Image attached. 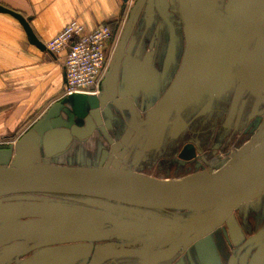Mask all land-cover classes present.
I'll return each mask as SVG.
<instances>
[{"label":"crops","instance_id":"crops-1","mask_svg":"<svg viewBox=\"0 0 264 264\" xmlns=\"http://www.w3.org/2000/svg\"><path fill=\"white\" fill-rule=\"evenodd\" d=\"M130 4L131 0H0L1 7L28 20L44 47L71 22L80 24L86 33L101 25H108L112 32L104 45L107 65L99 93L87 96L98 105L100 125H95L89 136L72 138L63 152L48 160L41 154L40 159L62 166L121 164L130 172L156 180L215 173L223 165L227 148L234 143L240 147V125L244 127L264 109V66L260 88H255L257 74L252 73L246 90L236 95L243 67L241 42L261 0H204L197 27L203 35L195 38L202 54L192 47L177 15L168 23L141 12L118 59L117 50L133 10ZM216 8L221 9L222 17L213 13ZM192 29L196 37L197 29ZM67 51L57 55L46 48L40 51L30 45L16 18L0 13V140L25 127L20 140L28 127L31 130L44 120L42 141L47 134L54 137L68 131L59 127L57 119L71 123L72 117V126L86 127L84 119L69 113L72 103L63 97ZM89 108L86 104V112ZM51 112L58 117L49 120ZM117 143L121 147L114 150ZM11 149L2 147L0 152ZM231 217L237 228L234 241L225 223L202 240L214 250L216 264H264V255L260 263L253 261L259 247H264V194L240 205ZM15 222L1 221L0 229ZM9 238L0 236V241ZM12 242L18 249L29 244L17 239L0 247L7 251ZM198 248L193 244L166 264H201ZM70 261L58 258L48 264ZM136 262L133 257H117L103 264Z\"/></svg>","mask_w":264,"mask_h":264},{"label":"water","instance_id":"water-1","mask_svg":"<svg viewBox=\"0 0 264 264\" xmlns=\"http://www.w3.org/2000/svg\"><path fill=\"white\" fill-rule=\"evenodd\" d=\"M204 0H137L126 24V32L117 50L122 56L124 43L137 15L152 14L166 22L174 15L185 26L192 47L203 53L199 46L202 32L198 30ZM0 13L9 14L22 25L30 45L44 51V45L33 34L28 20L22 15L0 6ZM219 17L221 9H214ZM195 27L197 36L193 33ZM198 40V41H197ZM170 43V50L172 46ZM240 60L243 67L236 88V95L246 90L249 77L257 74L256 89L262 84L264 66V0L244 40L241 42ZM169 50V51H170ZM72 103L70 114L84 119L85 128L60 121L65 135L47 134L42 141L43 123L22 137L16 145L17 156L12 165H5L2 158H10L12 151L0 152V222L17 220L0 229L6 241L28 240L25 252L47 246L68 243L78 244L52 253V259L70 258L72 264H103L117 257H133L135 264H165L180 250L198 244L201 264H216L214 250L205 247L202 240L214 229L225 223L232 241L236 237V224L231 217L240 205L264 194V152L246 159L244 156L215 173L179 180H156L130 172L121 167L62 166L44 161L63 152L72 138L89 136L100 125L98 105L92 97L75 95L67 97ZM90 106L86 112L85 105ZM58 117L50 113L49 120ZM51 124V122H49ZM48 123V124H49ZM52 129V126H48ZM47 127V128H48ZM71 127V128H70ZM67 132V133H66ZM262 135L264 131L260 130ZM53 139L59 142L53 145ZM264 139V137L262 138ZM261 140L253 144L255 147ZM44 149H43V147ZM46 146V147H45ZM121 143L113 145L117 150ZM40 148L43 152L40 153ZM12 161V162H13ZM7 162V161H6ZM59 195L58 202L44 200H4L26 195ZM107 195H120L136 201L133 205L108 199ZM61 196H80L87 199L62 201ZM104 200L105 202H101ZM62 201V202H61ZM164 211L189 213L185 220L169 219L159 215ZM123 241L124 244L106 245L103 241ZM6 241H0V245ZM167 246L161 247L165 244ZM84 245H79V244ZM162 243V244H161ZM152 245V246H150ZM138 246V247H136ZM264 247H259L253 261L260 263ZM50 258V259H51ZM42 256L33 257L23 264H42Z\"/></svg>","mask_w":264,"mask_h":264},{"label":"built area","instance_id":"built-area-1","mask_svg":"<svg viewBox=\"0 0 264 264\" xmlns=\"http://www.w3.org/2000/svg\"><path fill=\"white\" fill-rule=\"evenodd\" d=\"M111 37L108 25L86 33L80 24L71 22L45 45L53 55L68 50L64 58L63 97L95 96L99 93L101 76L107 65L104 45Z\"/></svg>","mask_w":264,"mask_h":264},{"label":"rangeland","instance_id":"rangeland-1","mask_svg":"<svg viewBox=\"0 0 264 264\" xmlns=\"http://www.w3.org/2000/svg\"><path fill=\"white\" fill-rule=\"evenodd\" d=\"M135 1L137 0H131L132 5L130 4V8L133 7ZM128 2H130V0H128ZM261 111V112H259ZM257 112V116L254 117L253 120H251L250 122H248L244 127L240 125V147L235 146L234 144H232L231 146H229L227 149L228 151L224 152L226 153L225 156H222V161H223V165L220 166L219 169L225 168L229 165H231L232 163L238 161L239 159H241L243 156L245 158L251 156L252 153L259 151V150H263L264 149V139H262L264 137V135H262V132H260V130L264 131V109L259 110ZM240 118H241V114H240ZM25 127L21 128V132L24 130ZM20 131L16 132L15 135H13V137H9L6 139L3 138V140H0V148L2 147H12L11 151H12V155L10 156V158H2L3 162H5V165H12L14 163L13 158L15 156H17V151H16V145L19 142V133ZM30 131V128L28 127L27 130L25 132L22 133V137H24V135H26L28 132ZM258 131V133L256 132ZM257 133V134H256ZM24 134V135H23ZM254 135V138L252 139L251 137ZM256 135V136H255ZM19 136V137H18ZM259 140L260 143H258L255 147H253L251 150H249L253 144H255L256 142H258ZM7 161V162H6ZM13 161V162H12ZM119 162V161H118ZM120 163V162H119ZM118 167H122L121 164L117 165ZM124 168V167H122ZM218 169V170H219ZM217 170V171H218ZM216 172V171H215ZM149 174L153 175L152 170L149 172ZM59 195H51V194H46V195H22V196H15V197H9L6 198L4 200V202H6V200L9 201H22V200H44V201H51V202H58V197ZM62 197V201H66L69 202L68 200H77V199H82L85 200L87 198L85 197H80V196H61ZM61 201V202H62ZM101 202H105L104 200H100ZM116 201V200H113ZM118 202V201H116ZM121 203V202H120ZM106 245H112V243H106ZM152 246V245H150ZM16 247V246H13ZM14 251L13 248H11V251H9V253L5 254L2 258H0V263L12 252Z\"/></svg>","mask_w":264,"mask_h":264},{"label":"flooded vegetation","instance_id":"flooded-vegetation-1","mask_svg":"<svg viewBox=\"0 0 264 264\" xmlns=\"http://www.w3.org/2000/svg\"><path fill=\"white\" fill-rule=\"evenodd\" d=\"M159 215L162 216V217H165V218L182 220V221L187 219L190 216L189 213L176 212V211H164V212L159 213ZM14 243L15 242H12V245L8 248L7 251H4L3 250L4 248L0 247V258H2L5 254L9 253V251H11V248L14 249V251L11 254H9L0 264H23L24 262L32 259L33 257H37V256H42L45 259V261L42 264H48V263H50V261H53V259L51 258L52 257V253H56V252L61 251V250L65 249V248H68V247L78 246V244L69 245L68 243H61V244H55V245L47 246V247H44V248L34 249V250L29 251V252H25L26 249L31 244H28L27 246H24L23 248H19L18 249V247H13ZM102 243L103 244H105V243H114L115 244L116 243V244H120L121 245V244H124L125 242H123V241L121 242V241H118V240L117 241L112 240V241H103ZM165 243H167V242H165ZM165 243H163V244H165ZM79 245H84V244L82 243V244H79ZM167 245H169V244H165V245H163L161 247H164V246H167ZM190 246L191 245L187 246L185 249H187ZM136 247H138V246H136ZM182 250H184V249H182ZM182 250H180V251H182ZM176 263H178V262L167 263V264H176ZM69 264H72V261H70Z\"/></svg>","mask_w":264,"mask_h":264},{"label":"bare ground","instance_id":"bare-ground-1","mask_svg":"<svg viewBox=\"0 0 264 264\" xmlns=\"http://www.w3.org/2000/svg\"><path fill=\"white\" fill-rule=\"evenodd\" d=\"M262 152H264V149L252 153L251 156L247 157L246 159H251V158L259 155ZM106 197L108 199H110V200H116V201L121 202V203H127V204H131V205L136 203L135 200H133L131 198H126V197H123V196H120V195H107Z\"/></svg>","mask_w":264,"mask_h":264}]
</instances>
